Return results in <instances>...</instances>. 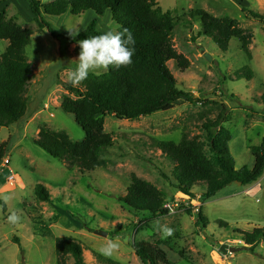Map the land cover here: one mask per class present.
Here are the masks:
<instances>
[{
    "label": "rangeland",
    "instance_id": "1",
    "mask_svg": "<svg viewBox=\"0 0 264 264\" xmlns=\"http://www.w3.org/2000/svg\"><path fill=\"white\" fill-rule=\"evenodd\" d=\"M3 1L6 16L32 32L24 55L33 76L25 116L0 128V145L9 141L4 155L9 164H0V264H57L55 241L59 238L74 239L82 248L85 264H141L130 247L141 241L159 245L172 264H264V239L253 252L241 240L243 233L264 229V175L250 185L230 184L203 203L200 196L205 184L194 185L191 198L178 194L171 176L173 164L157 147L160 141L178 143L182 136L204 139L202 125L225 109L227 119L221 127L231 134L228 148L235 169L253 167L250 148L260 147L264 138V21L247 18L242 8L264 17V0H156L177 20L172 44L188 66L183 71L174 61L167 66L178 88L192 100L180 99L169 112L136 121L105 117L104 131L111 135L113 146L102 158L104 167L91 172L51 158L35 141L40 133H48L64 146L84 139L73 115L60 108L66 96L76 99L62 84L69 81L80 52L78 44L64 37L70 38L68 30L82 32L94 19L101 33L116 29L111 13L101 18L90 11L79 16L69 12L45 16L60 36L53 39L46 30H38L25 0H0V4ZM39 1L46 5L52 0ZM197 9L218 19L235 20L238 28L249 32L250 59L236 39L223 51L205 37L201 23L188 18ZM7 45L0 41V55ZM243 68L250 71V80L236 78ZM131 175L156 186L164 193L165 203L177 204L167 216L149 222L139 232L136 224H145L146 215L135 216L118 201L126 194ZM37 184L45 187L48 202L36 199L33 189ZM194 207L201 209L205 228L196 226ZM14 213L20 217L17 223L8 219ZM163 227L171 228L172 234L165 237ZM94 231H103L107 237ZM109 241L118 247L106 257L99 249ZM221 245L242 250L222 254ZM65 263L74 261L68 256Z\"/></svg>",
    "mask_w": 264,
    "mask_h": 264
},
{
    "label": "trees",
    "instance_id": "2",
    "mask_svg": "<svg viewBox=\"0 0 264 264\" xmlns=\"http://www.w3.org/2000/svg\"><path fill=\"white\" fill-rule=\"evenodd\" d=\"M25 1L38 30H46L53 39L60 36L52 31L45 16L59 17L67 12L72 16H79L90 11L97 18L110 12L116 29H127L136 41L135 55L130 66L119 69L110 67L99 75L90 74L86 81L76 87L69 81L62 84L63 89L76 99L66 96L60 108L73 115L76 124L84 133V139L64 146L48 133L38 134L35 144L51 158L65 161L69 167H76L81 172L95 171L104 167L102 158L113 146L111 135L104 131L105 117L136 121L157 112H169L180 99L192 100L188 93L178 88L176 79L167 66L169 61L176 62L181 71L188 66L187 61L177 54L172 44V33L177 20L169 12L163 11L156 0H52L46 5L39 0ZM242 12L247 18L264 21V17L254 11L242 8ZM188 18L197 19L201 23L202 34L223 51L227 50L231 39H236L246 57L250 59L248 46L252 36L238 28L237 21L218 19L201 9L192 11ZM99 34L102 33L97 30V20L94 19L79 33L76 40L66 37L64 39L71 44H77V40ZM31 36V30L7 17L4 10L0 12V41L8 43L0 55V128H7L25 116L27 90L33 72L24 50L29 45ZM235 76L237 79H251L247 68L239 70ZM224 112L213 120H206L202 125L204 139L182 137L178 143H157L161 154L173 164V185L181 196L191 198V188L203 183L206 190L200 198L204 203L230 184L250 185L264 175L263 139L260 147L250 148L253 167L235 169L228 148L232 137L221 127L227 119ZM65 139L66 135L63 136V140ZM8 144L7 140L0 145V163L4 160ZM163 178L169 181L166 175ZM33 192L39 202L50 200L41 184H37ZM164 199V193L156 186L131 175L126 194L118 198V201L122 208L135 216L146 215L145 224H136V232H139L149 222L169 214L170 211L163 207ZM186 212L190 214L192 210L188 209ZM195 216L196 226L205 228L206 221L200 208ZM260 239H264V229L255 228L252 232L243 233L241 240L253 252ZM13 242L19 244L17 238ZM130 247L141 264H172L159 245L141 241L131 244ZM55 254L57 264H66L68 256L72 257L74 264H85L82 248L74 239H56Z\"/></svg>",
    "mask_w": 264,
    "mask_h": 264
},
{
    "label": "clouds",
    "instance_id": "3",
    "mask_svg": "<svg viewBox=\"0 0 264 264\" xmlns=\"http://www.w3.org/2000/svg\"><path fill=\"white\" fill-rule=\"evenodd\" d=\"M112 23V22H109ZM72 40H76L80 33L79 29L68 30ZM79 48V56L75 60L76 66L69 73L68 79L73 87L79 86L86 81L90 74L99 75L106 72L110 67H128L133 63L135 55V39L130 31L124 29L118 31L111 28L102 34L91 36L86 39L76 41ZM2 164V162H1ZM11 223H17L20 219L15 213L9 218ZM165 237L172 234V229L162 228ZM118 245L114 241H109L106 246L99 249L101 255L110 257L117 249Z\"/></svg>",
    "mask_w": 264,
    "mask_h": 264
},
{
    "label": "water",
    "instance_id": "4",
    "mask_svg": "<svg viewBox=\"0 0 264 264\" xmlns=\"http://www.w3.org/2000/svg\"><path fill=\"white\" fill-rule=\"evenodd\" d=\"M206 56V59L207 60H210V57L208 55H205ZM1 164V163H0ZM237 185H241L240 183H235ZM93 234L99 236V237H102V238H105L107 237V234L103 231H94ZM242 248H232V247H229L228 245H221L220 248H219V251L222 253V254H232V253H235V252H238V251H241Z\"/></svg>",
    "mask_w": 264,
    "mask_h": 264
},
{
    "label": "built area",
    "instance_id": "5",
    "mask_svg": "<svg viewBox=\"0 0 264 264\" xmlns=\"http://www.w3.org/2000/svg\"><path fill=\"white\" fill-rule=\"evenodd\" d=\"M263 154H264V138H263ZM7 164H9V161H8V159H4L3 161H2V164L1 165H6L7 166ZM177 204H175V205H170V204H167V203H165V205L163 206L166 210H169V211H173V209L175 208V207H177L176 206ZM198 210H199V207H194L193 208V211H195L196 213L198 212Z\"/></svg>",
    "mask_w": 264,
    "mask_h": 264
},
{
    "label": "crops",
    "instance_id": "6",
    "mask_svg": "<svg viewBox=\"0 0 264 264\" xmlns=\"http://www.w3.org/2000/svg\"><path fill=\"white\" fill-rule=\"evenodd\" d=\"M6 7V5H4V1L3 2H1V4H0V12H1V10L3 9V8H5ZM97 26H98V23H97ZM183 137V136H182ZM191 193H193V191L191 190Z\"/></svg>",
    "mask_w": 264,
    "mask_h": 264
},
{
    "label": "bare ground",
    "instance_id": "7",
    "mask_svg": "<svg viewBox=\"0 0 264 264\" xmlns=\"http://www.w3.org/2000/svg\"><path fill=\"white\" fill-rule=\"evenodd\" d=\"M215 260L219 262V259H218V258H216ZM219 263H220V262H219Z\"/></svg>",
    "mask_w": 264,
    "mask_h": 264
}]
</instances>
